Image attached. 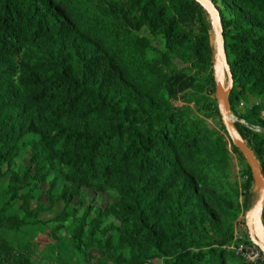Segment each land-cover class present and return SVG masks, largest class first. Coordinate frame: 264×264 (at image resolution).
Returning <instances> with one entry per match:
<instances>
[{
	"label": "trees",
	"instance_id": "1",
	"mask_svg": "<svg viewBox=\"0 0 264 264\" xmlns=\"http://www.w3.org/2000/svg\"><path fill=\"white\" fill-rule=\"evenodd\" d=\"M206 1L219 14L235 113L241 97H264V0ZM210 30L192 0H0V218L22 201L16 227L37 228L62 204L52 221L73 219L74 251L95 246L104 264H247L227 248L252 209L250 170L228 137L167 98L184 84L204 119L220 118ZM237 120L264 129L258 106ZM232 127L258 158L264 137ZM83 190L115 201L79 216ZM239 242L251 244L247 230Z\"/></svg>",
	"mask_w": 264,
	"mask_h": 264
},
{
	"label": "rangeland",
	"instance_id": "2",
	"mask_svg": "<svg viewBox=\"0 0 264 264\" xmlns=\"http://www.w3.org/2000/svg\"><path fill=\"white\" fill-rule=\"evenodd\" d=\"M194 26L197 28V25ZM187 28L189 30L192 29L194 34L196 33V29L193 28L192 25L187 26ZM209 35L210 43L213 48V69L216 71L221 84L226 87L227 79L218 57L215 35L213 33L212 28L209 31ZM177 72L182 73L183 76L193 75V72L189 71L184 65L178 66ZM177 82L179 81L173 80V83ZM184 87V84L178 85L176 89H174L175 94L172 89H169L167 96L168 101L173 106H176L182 111H184L188 117L204 122V126H206L214 133L220 135L227 141V136L223 131L222 120L216 117H213L208 120L204 119L197 109V100L199 97L190 90L181 92L180 88ZM209 96L215 100V94H211ZM254 106L259 107L260 115L261 117H264V97L254 98L251 96H244L237 101L234 107L235 113H232L230 110L231 120L233 122H236L238 118L246 116L250 109ZM239 123L242 126H246V124L242 121H239ZM227 148L230 154L233 170L232 175H230L229 177V182L231 184L235 183L239 186L243 183V179L240 177V166L237 162L236 155L231 151L229 145L227 146ZM26 162L27 152L25 154L23 153L20 157H18L15 160L14 164L16 165L17 170H21L22 164ZM4 188H6L5 183H1L0 191ZM47 188V185H43L42 192L40 194H37V196L40 198L39 204L44 206V208L46 209L49 206L46 197ZM252 195L253 197L251 208H253L257 200V191L253 188ZM114 201L115 199L109 194L98 195L92 190H83V204L79 207L78 215L80 216L83 214L84 210L89 206L90 202H93L96 206L104 208L107 205L113 203ZM75 202L76 200L72 202V205ZM22 204V201H18L15 203L12 208L10 219L7 220L0 218V262L6 260L8 254H22L23 256L28 257L32 262L38 264H104V259L95 246L89 245L81 247L82 253L74 251L71 242L73 219H68L66 222L58 224L52 221L56 212L62 210V204H57L52 209V211L46 210L39 215V219L44 225H40L37 228H17L16 223L22 218L23 215L20 208ZM92 216L93 215H91V217ZM110 220L116 222L117 218L112 217ZM235 229L237 236L240 237L242 241H244L246 236V228L243 217H240L237 220V222L235 223ZM258 237L261 238L262 241H264L263 235H260ZM3 246L6 247L5 250ZM0 264H8V262L4 261Z\"/></svg>",
	"mask_w": 264,
	"mask_h": 264
},
{
	"label": "water",
	"instance_id": "3",
	"mask_svg": "<svg viewBox=\"0 0 264 264\" xmlns=\"http://www.w3.org/2000/svg\"><path fill=\"white\" fill-rule=\"evenodd\" d=\"M192 1H194L200 8H202L205 14L209 17L211 28L215 35L218 57L227 79L226 87H224L221 84L220 79H219V83L216 86L215 101L217 105L218 115L222 120V125L223 128L225 129L229 141L231 142L233 147L241 154L247 167L249 168L251 178L253 181V189L257 191L256 203L254 204L253 208L246 213L244 223L248 233L249 242L252 245L256 246L264 254V241H262V239L255 234L253 227L254 218L258 213H260V218H261L262 207L264 204V179L262 177L261 171L259 169V166L256 162V159L252 151L249 149V147L245 142H242L238 139L232 127L233 123L235 122H233L230 118V108H229L228 98L233 87V79L226 61V54L222 39V30L220 26L219 14L217 10L206 0H192ZM236 122H239V120H236ZM262 230L263 231L261 235H263L264 238L263 227Z\"/></svg>",
	"mask_w": 264,
	"mask_h": 264
},
{
	"label": "built area",
	"instance_id": "4",
	"mask_svg": "<svg viewBox=\"0 0 264 264\" xmlns=\"http://www.w3.org/2000/svg\"><path fill=\"white\" fill-rule=\"evenodd\" d=\"M251 131L253 134H256L260 137H264V129L261 128H252L245 126ZM247 144V142H245ZM248 146V145H247ZM251 150V148L249 147ZM252 151V150H251ZM253 155L254 152L252 151ZM256 162L259 166V169L261 171L262 177L264 179V142L260 145V154L257 158L254 155ZM262 210H264V204L262 207ZM235 237L236 242L234 244H231L227 250L230 252H233L235 255L239 256L242 260H244L247 264H264V254L254 245L252 244H243L241 241V238L237 236L236 229H235Z\"/></svg>",
	"mask_w": 264,
	"mask_h": 264
},
{
	"label": "bare ground",
	"instance_id": "5",
	"mask_svg": "<svg viewBox=\"0 0 264 264\" xmlns=\"http://www.w3.org/2000/svg\"><path fill=\"white\" fill-rule=\"evenodd\" d=\"M253 227H254L255 234L260 235L262 228H261V220H260V214L259 213L254 218Z\"/></svg>",
	"mask_w": 264,
	"mask_h": 264
},
{
	"label": "crops",
	"instance_id": "6",
	"mask_svg": "<svg viewBox=\"0 0 264 264\" xmlns=\"http://www.w3.org/2000/svg\"><path fill=\"white\" fill-rule=\"evenodd\" d=\"M262 118L264 119V117H262ZM261 228H262V226H261ZM261 234H262V231H261ZM261 234H260V235H261ZM260 235H258V236H260Z\"/></svg>",
	"mask_w": 264,
	"mask_h": 264
}]
</instances>
